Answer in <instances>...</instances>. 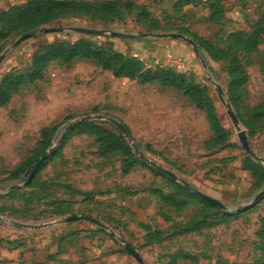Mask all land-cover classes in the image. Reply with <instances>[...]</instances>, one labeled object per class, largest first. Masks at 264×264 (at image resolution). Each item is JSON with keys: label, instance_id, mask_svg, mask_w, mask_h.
<instances>
[{"label": "rangeland", "instance_id": "obj_1", "mask_svg": "<svg viewBox=\"0 0 264 264\" xmlns=\"http://www.w3.org/2000/svg\"><path fill=\"white\" fill-rule=\"evenodd\" d=\"M45 25L63 31L40 32ZM79 26L97 33L72 29ZM171 33L194 44L174 40L175 55L152 62V34ZM103 41L126 53L140 77L106 67ZM5 81L0 264H141L125 243L143 264H264V199L254 203L264 162L238 137L244 130L264 159V0H0ZM98 115L123 123L130 138ZM103 131L130 152L104 153ZM72 215L107 228L64 221Z\"/></svg>", "mask_w": 264, "mask_h": 264}, {"label": "water", "instance_id": "obj_2", "mask_svg": "<svg viewBox=\"0 0 264 264\" xmlns=\"http://www.w3.org/2000/svg\"><path fill=\"white\" fill-rule=\"evenodd\" d=\"M74 31L76 32H79V33H84V34H93V33H97V31L95 29H89V28H80V27H74L72 28ZM63 31L62 28H47V29H44V30H41L40 32L42 33H53V32H61ZM112 36H115V37H126L127 34L125 33H119V32H112L110 33ZM35 35V33H28V34H25L24 36H21L15 43V45H18L19 43L33 37ZM131 37H135V35H130ZM144 37H149L150 34H144L143 35ZM163 36H167V37H172V38H179V39H183L185 40L186 42H188L189 44H194L193 41H191L190 39H188L187 37H185L183 34H175V33H171V34H165V35H160V37H163ZM194 51L199 54V50L197 47H194ZM218 90L219 92L222 94L223 93V90L221 87H218ZM230 113H231V116L235 122V124L237 126H239V121L236 117V115L230 110ZM96 118L98 120H108L109 122L115 124L119 129L120 131L123 133V135L126 137V138H130V133L128 132L127 130V127L121 123L120 121L114 119V118H105L104 116L102 115H98L96 116ZM87 119H90V117H87V118H84V119H81L80 121H84V120H87ZM79 122V121H78ZM78 122H75L73 124H71L67 130H70L72 129V127L78 123ZM238 137L241 141V144H242V147L243 149L245 150V152L250 155L251 157L261 161V162H264V159L259 157L251 148L250 144H249V141H248V138H247V135L245 133L244 130H239L238 132ZM132 147L135 149L136 153L140 156V158L148 163L149 165H151L152 167H154L157 171L161 172L162 174L164 175H167L169 176L170 178L172 179H177L178 176L172 172L171 170H168L160 165H158L157 163L151 161L135 144H132ZM55 153V150L52 149L50 150L47 154H45L35 165V167L32 169L28 179L26 180V182L24 183V185H27L33 178L34 176L37 174V172L39 171V168L41 167L42 164H44L48 158L50 156H52L53 154ZM20 186H16L15 188H18ZM194 193L202 198L203 200L207 201V202H210L211 204L217 206V207H220L222 209H226V205L224 203H222L220 200H217L199 190H194ZM264 199V190L261 191L259 194H257V196L255 197V200H254V203H257L261 200ZM78 220H85V221H88V222H91V223H94V224H97L99 226H101L102 228H107V226L105 224H103L100 220L94 218V217H91V216H86V215H82V216H78V215H72V216H69V217H66L64 219L65 222H71V221H78ZM125 248L135 257V259L143 264V261H142V258L141 256L139 255V253L136 251V249L131 246L130 244L128 243H125Z\"/></svg>", "mask_w": 264, "mask_h": 264}, {"label": "trees", "instance_id": "obj_3", "mask_svg": "<svg viewBox=\"0 0 264 264\" xmlns=\"http://www.w3.org/2000/svg\"><path fill=\"white\" fill-rule=\"evenodd\" d=\"M47 27L48 26L45 25L39 27L38 29L44 30L47 29ZM79 27L85 28L82 26ZM88 35L91 36L92 34H88ZM83 40H85V38L84 39L80 38L77 40H69V41L73 42V41H83ZM100 45L106 49L107 52L106 54L108 55L107 58L108 60H110V63L108 62L106 64V67H112L117 76L140 77V75H138L136 72L130 70L129 67H131L130 64L132 63V60L126 56V53L116 51L114 48L109 46L106 41L100 42ZM198 49L199 51H201V48L198 47ZM0 89L3 91L1 92L4 95L3 99L6 100L5 96L7 94V90L9 89V85L7 84V81H5L2 84V86H0ZM99 140L102 143V148H104V153L107 151V149H110L111 147L126 149L127 151L130 152V149L128 148V146L126 145V143L124 142L121 136H116L114 134H111L110 132L103 131L102 135L99 134Z\"/></svg>", "mask_w": 264, "mask_h": 264}, {"label": "crops", "instance_id": "obj_4", "mask_svg": "<svg viewBox=\"0 0 264 264\" xmlns=\"http://www.w3.org/2000/svg\"><path fill=\"white\" fill-rule=\"evenodd\" d=\"M130 35H133V34H129V35L127 34L126 37L133 38ZM160 35H165V34H160ZM160 35H153L152 34V47L149 45L150 49H149L148 53H150L152 55V62L161 65V60H163L164 58L171 57V56L175 55L174 54V52H175L174 40L183 41V42H186V41L183 39L172 38V37H167V36L160 37ZM149 38L150 37H144L145 40H148ZM133 44L135 45V43H133V42L130 43V46L133 47ZM126 50H128V52H129L128 47H126Z\"/></svg>", "mask_w": 264, "mask_h": 264}]
</instances>
